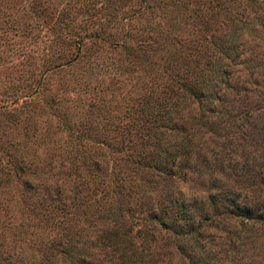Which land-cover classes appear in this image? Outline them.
<instances>
[{"label":"rangeland","instance_id":"obj_1","mask_svg":"<svg viewBox=\"0 0 264 264\" xmlns=\"http://www.w3.org/2000/svg\"><path fill=\"white\" fill-rule=\"evenodd\" d=\"M147 1L165 3L166 8L146 9ZM240 11L263 20L264 0H0V264L8 254L18 264H39L44 260L39 247L54 235L50 218H45L55 210L49 207L54 200L44 197L40 202L39 196H30L33 193L22 187L20 178L39 181L49 169L63 176L60 170L68 169L65 165L76 146L109 151L117 158L119 152L110 149L136 141L143 127L133 118L138 114L134 107L155 92L158 73H164L157 66L161 63L157 52L109 45L90 35L129 33L140 38L151 35L152 21L170 20L180 26H170L172 33L196 39L203 32L200 23L217 25L224 13ZM249 36L255 37V32L244 35ZM249 39L243 42L244 55L253 64L240 59L231 81H258L248 87L263 89L264 37L254 39L258 45L253 47V38ZM239 103L262 105L263 110L249 109L228 118L227 124L235 123L229 127L236 131L231 136L235 153L223 154L220 170L213 167V153L204 150L208 163L204 176L179 180L189 197L230 188L233 196L257 195L264 201V94ZM27 160L31 169L14 174L15 165ZM108 163L113 165L110 159ZM241 163L263 178L236 175L230 166L238 168ZM223 220L205 227L209 233L203 251L208 260L264 264V220L250 224L252 220L225 215ZM178 257L172 255L173 264Z\"/></svg>","mask_w":264,"mask_h":264},{"label":"trees","instance_id":"obj_2","mask_svg":"<svg viewBox=\"0 0 264 264\" xmlns=\"http://www.w3.org/2000/svg\"><path fill=\"white\" fill-rule=\"evenodd\" d=\"M143 7L163 11L166 5L147 1ZM247 14L229 12L215 21L217 25L200 23L203 32L196 39L172 33L170 26H180L170 20L152 21L151 35L140 38L129 33L107 38L90 35L109 45L157 52L161 59L157 66L164 73H158L155 92L134 107L138 114L133 118L143 126L136 133V141L110 149L118 151L121 158L110 156L109 151L76 146L65 165L68 169L60 170L63 176L51 174L49 169L50 174L43 171L39 181L20 178L22 187L29 195L33 193L30 196H39L40 202L44 197L54 200L49 207L55 210L45 217L50 218L54 235L46 246L44 242L39 247L44 260L37 263L173 264L172 255L177 254L174 264H221L217 259L209 261L203 251L209 233L205 227L224 222L223 215L252 220L250 224L264 220V201L257 195L233 196L227 188L196 198L179 186V180L204 176L208 167L204 150L213 153V167L220 170L224 167L223 154L235 153V136H231L236 131H229L235 123L227 124L228 118L249 109L263 110L262 105L249 107L239 102L264 94V81L263 89L248 87L258 81H231L240 59L253 64L244 55L243 42L253 38V47L258 45L254 39L264 37L256 34L264 31V18H248ZM250 31L257 38L244 37ZM208 141L211 146L202 148L201 144ZM191 156L199 161L191 160ZM30 164L20 161L12 171L26 174ZM243 165L230 167L236 175L263 178ZM4 259L5 264H18L9 254Z\"/></svg>","mask_w":264,"mask_h":264}]
</instances>
